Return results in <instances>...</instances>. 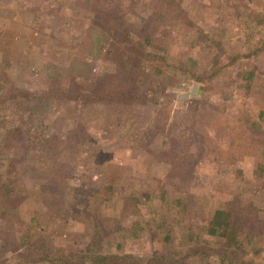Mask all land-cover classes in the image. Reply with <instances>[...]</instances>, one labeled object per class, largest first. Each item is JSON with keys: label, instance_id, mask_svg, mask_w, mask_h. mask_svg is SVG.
Returning <instances> with one entry per match:
<instances>
[{"label": "rangeland", "instance_id": "374dc122", "mask_svg": "<svg viewBox=\"0 0 264 264\" xmlns=\"http://www.w3.org/2000/svg\"><path fill=\"white\" fill-rule=\"evenodd\" d=\"M175 1L0 0V183L21 197L0 210V264L76 262L107 229L106 254L148 262L200 237L209 257L177 264H228L207 233L223 205L253 235L227 257L264 264V0ZM100 12L174 68L139 56V76L115 79ZM119 86L127 98L83 97Z\"/></svg>", "mask_w": 264, "mask_h": 264}, {"label": "trees", "instance_id": "16d2710c", "mask_svg": "<svg viewBox=\"0 0 264 264\" xmlns=\"http://www.w3.org/2000/svg\"><path fill=\"white\" fill-rule=\"evenodd\" d=\"M175 3H176L175 0H158L157 11H159L160 13H166L170 11L172 8H174ZM100 14L103 15L101 19L102 26L106 28L108 32L107 40H106L107 42L106 46L108 48V51H110L111 53L113 51H117V53L115 52L113 53L114 54L113 60H117L119 64L118 74L120 76H114L115 79L121 76L125 77V72L130 77L127 79V81H129L133 77L136 78L137 76H139V73L136 70L138 69V67H140L139 65H140L141 60L138 59L139 56L142 59L143 58L154 59L155 61L160 58L162 63H164V65H167V67H173L171 64H169L165 56L154 54V53H149V52L147 53L145 50V45H142L137 40L135 41L134 39H132L133 37L129 34L128 30L123 26L124 22L122 19L123 17L121 15L116 14L115 16H108L104 12H100ZM253 20L257 26L264 27V15L257 14L254 16ZM110 35L113 37L112 39L110 38ZM204 38L207 39V41L210 42L211 44L217 43L216 38H214L213 36H210L209 34H206V37ZM150 39L151 38L149 37H145L144 40L147 41L148 43ZM117 43L120 44V46H117L116 45ZM132 47H138L139 49L137 51L138 56L136 58L133 57L132 55H129L130 52L132 51L131 49ZM90 49L91 47L90 48L86 47L85 49H81V50H86L89 52ZM259 51L260 50H257L252 53L246 54L244 56L251 58L255 53H258ZM236 60H237V57H234L231 59V62H235ZM216 71L218 72L219 69H215V71H211V74L209 75V77H206V78H211L212 76H214ZM158 73L160 74V71H158ZM194 80L198 83L204 81V79H202L201 77H194ZM140 81L142 82V80ZM262 88L264 90V82H263ZM120 89L121 87L119 86L116 89H109L107 91L97 90L99 94L90 93L89 95L87 96L85 95L83 97H87V98L93 97L92 99H95L98 101H104V100H109V99L111 100V97L113 96L114 98L116 97H126L127 98L129 95V92L124 91V90L121 92ZM13 93H20V92L18 90H14ZM100 93L101 94L105 93L106 97H104V95H100ZM42 94L45 95L47 94V92L42 93ZM21 95L24 96L25 94L22 93ZM154 101L155 103H158L157 100H153V102ZM259 115H264V113L259 112L257 116V120L261 119ZM262 121H264V119ZM248 124H255V123H248ZM16 190H17V183L15 181L8 180L6 182L0 183V196H1L0 203H2L0 205V210L9 212V210L12 209L13 206H15L21 201V197H18V195L16 194ZM240 211L242 210H239V212ZM246 217L247 216H245V218ZM241 225L242 223L238 219V213L235 210H233L230 206L228 205L219 206L215 210L209 222L207 233L211 237H219L220 239L219 245H221L222 248L220 249L221 250L220 254H218L217 256H220L221 263L224 261H227L228 264H250L248 260L246 261L241 257L235 258V261L231 257L229 258L227 257V252L229 251L228 249H231L232 246L234 245L239 246L243 244V241L246 238L248 237L250 238L253 236L252 234H248L247 236H244V235L241 236L240 234ZM94 230H97V227H95ZM154 231L155 232L153 234H158V235L160 234L162 236V240L164 241V243L168 241L169 234L164 224L158 225L157 230H154ZM188 234L192 235L190 228H188ZM103 235L110 236L111 231L107 229L104 232L103 231L95 232V234L93 235V238H94L93 243H90L85 248V252L83 253V255L81 254L77 256L79 258H77L76 262H71V259H67L65 262H62V263L63 264H86V263H89V264H120L123 261V264H135V263L136 264H177L178 262L186 261L188 259L190 260V258H194V257H199L202 259L208 258L209 257V255L207 254L208 249L204 247L207 246L208 244H212L211 241H203L199 243L200 244L199 245L197 243L200 240V237L199 238L194 237L192 239L193 243L190 244V247L188 250H183V249L176 250L175 249L173 250V255L170 257L168 256L169 254L166 251V253L152 257L151 259H149L148 262H145L144 260L136 259L130 255L119 256V255H115L112 253H108V254L104 253L102 251L104 250L103 249L104 244L101 245ZM31 245L33 244L32 243L26 244L24 245V248L27 247L29 248V250L34 251ZM95 246H97L98 248ZM43 252L44 250H40L37 253L40 254ZM164 254H167V256H165ZM45 255H44L45 259L37 258L35 259V261H40V262L44 261L47 264H61L60 261L56 259H52L51 257H46Z\"/></svg>", "mask_w": 264, "mask_h": 264}, {"label": "water", "instance_id": "95a60500", "mask_svg": "<svg viewBox=\"0 0 264 264\" xmlns=\"http://www.w3.org/2000/svg\"><path fill=\"white\" fill-rule=\"evenodd\" d=\"M194 90V89H193ZM187 96V95H186Z\"/></svg>", "mask_w": 264, "mask_h": 264}]
</instances>
